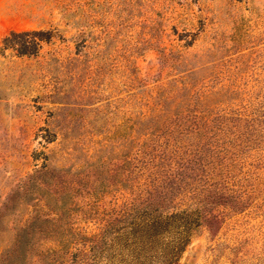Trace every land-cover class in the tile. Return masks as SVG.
Instances as JSON below:
<instances>
[{
  "label": "rangeland",
  "instance_id": "1",
  "mask_svg": "<svg viewBox=\"0 0 264 264\" xmlns=\"http://www.w3.org/2000/svg\"><path fill=\"white\" fill-rule=\"evenodd\" d=\"M32 29L0 50V264H162L156 208L216 217L168 264H264V0H0V47Z\"/></svg>",
  "mask_w": 264,
  "mask_h": 264
},
{
  "label": "trees",
  "instance_id": "2",
  "mask_svg": "<svg viewBox=\"0 0 264 264\" xmlns=\"http://www.w3.org/2000/svg\"><path fill=\"white\" fill-rule=\"evenodd\" d=\"M44 34H48L47 31L42 30H23V31H12L7 36H5L2 40V45L0 47V50L2 52H5L6 50L15 51L18 55H32L35 54L41 43L48 40V37H44ZM198 125V123L196 124ZM220 130V128L218 127ZM197 153V151H196ZM200 158V157H199ZM43 169H45L43 167ZM205 178L204 180H210L211 174L209 172L204 173ZM30 179V177H29ZM32 179V178H31ZM181 181H183V184L181 185ZM166 184V183H165ZM186 181L183 180L181 177H176L172 175V178L168 180L167 187L170 189V192L175 194V192H179L180 190L184 189V185H188ZM212 183L207 184V186L203 187L201 190L202 193L195 192L196 189H190V194L193 195V198L196 199L198 202H202L203 200H208L210 203H218V204H225V198H223V195L216 192L217 190L214 189L215 192L210 191L208 192L210 186ZM186 188V187H185ZM188 191V189H186ZM207 191V193H205ZM172 194V195H173ZM215 205V204H214ZM6 214L1 213L0 219L4 217ZM181 219L183 220V226L179 231L175 233V237L171 239L169 244H167L165 249L162 250V264H168L170 260L175 259L177 254L181 251L183 244L186 242V240L189 238L192 230H195L200 224L203 222L209 223L212 219H215L216 217L211 215H206L205 213H202L200 215L195 208H188V209H181L176 210L175 213H170L169 215L165 216L162 214V211L159 210V208L154 209L148 219L147 224H145L147 227H149L152 231V233H143L141 235H138L139 238H137V242H143L145 243L146 240L154 239L157 237V235L160 234V232L156 231L157 229H161L164 223L169 224V222L175 221V219ZM140 226V224H138ZM156 229H154V228ZM140 227H135L133 230L135 232H140ZM18 231L15 233L16 239H15V250L14 248L12 250H9L7 253L10 254V257L13 256V258H19L20 256L23 257V248L25 244H27L28 239L26 237H23L21 233L26 230L25 226L20 225L17 229ZM142 233V231H141ZM144 241H141L143 240ZM22 241V242H21ZM146 244V243H145ZM151 245V244H150ZM17 264V263H15Z\"/></svg>",
  "mask_w": 264,
  "mask_h": 264
}]
</instances>
